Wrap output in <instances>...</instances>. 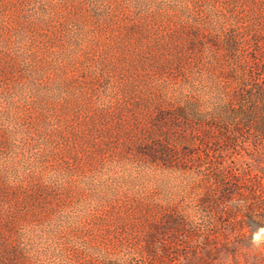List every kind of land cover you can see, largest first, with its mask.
<instances>
[{
    "label": "rangeland",
    "instance_id": "374dc122",
    "mask_svg": "<svg viewBox=\"0 0 264 264\" xmlns=\"http://www.w3.org/2000/svg\"><path fill=\"white\" fill-rule=\"evenodd\" d=\"M0 264H264V0H0Z\"/></svg>",
    "mask_w": 264,
    "mask_h": 264
}]
</instances>
